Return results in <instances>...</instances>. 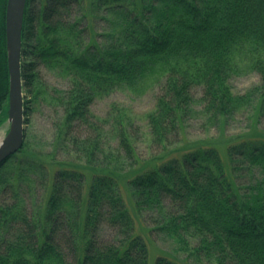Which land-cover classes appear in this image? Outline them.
Segmentation results:
<instances>
[{
    "label": "trees",
    "instance_id": "trees-1",
    "mask_svg": "<svg viewBox=\"0 0 264 264\" xmlns=\"http://www.w3.org/2000/svg\"><path fill=\"white\" fill-rule=\"evenodd\" d=\"M7 3L0 0V125L9 110ZM100 14L114 30L94 41L90 19ZM40 66L69 78V89L48 87ZM249 72L261 84L235 93L231 78ZM23 79L26 115L42 101L65 111L58 141L70 158L38 207L17 198L0 204V264H149L145 211L156 213L150 233L183 255L154 264H264V129L224 150L205 141L144 160L141 128L126 108L115 104L105 117L91 110L97 97L158 84L146 120L163 152L183 143L196 115L223 128L246 110L264 115V0H28ZM24 151L0 166V190L9 182L2 171L14 168L22 180L36 167L44 172L45 160L18 157ZM240 165L258 177L240 186Z\"/></svg>",
    "mask_w": 264,
    "mask_h": 264
},
{
    "label": "rangeland",
    "instance_id": "rangeland-1",
    "mask_svg": "<svg viewBox=\"0 0 264 264\" xmlns=\"http://www.w3.org/2000/svg\"><path fill=\"white\" fill-rule=\"evenodd\" d=\"M39 4V0H37ZM102 17L104 14L98 15L96 18L90 19L93 24L92 37L94 41L101 39L100 35L112 32L110 23ZM91 38H87L89 41ZM40 75L45 84L52 88L67 90L70 87V80L67 77L58 75L55 71L39 67ZM262 82L261 76L256 72H249L239 76H233L230 83L233 90L237 94H244ZM160 92L158 84L152 85L146 90L134 91L130 89H120L112 92L110 95L97 97L91 107L92 112L98 117H105L113 105L126 108L134 117V121L141 128L142 136L137 141L138 154L144 160L156 159L161 160L169 155L178 154L179 152L189 149L192 144H201L205 141L221 142V150L225 149L226 141L239 138L255 128L264 129V115H257L253 110H246L231 117L223 127H215L207 118L202 115L193 117L183 133L185 139L181 145H173L168 151L163 152L161 148L153 145L150 141V130L146 120V114L154 110L156 106V98ZM197 97H200L201 91H195ZM25 96L27 94L25 93ZM31 110L26 115V138L25 151L18 157H34L45 160V170L39 174V168L36 167L34 173L30 174L28 180L18 178L16 169L10 168L2 171V176L7 177L9 182L0 190V204L3 202H12L15 198L23 201L26 208L32 210L38 207L39 203L47 197V189L51 183V177L56 170L60 168V163L70 158L68 150L61 147L58 141L59 128L64 122L65 111L47 101L30 104ZM1 115V114H0ZM8 120V119H7ZM10 129L8 121L0 125V141L3 140ZM224 134V135H223ZM225 137H228L226 139ZM224 153V152H223ZM59 162V163H58ZM89 174L91 172H88ZM256 172H249L245 166L240 165L236 171V180L240 186L250 184L257 178ZM124 193L129 204L131 197L128 188L123 184ZM133 208V206H132ZM156 217V213L145 211L140 226L144 227L143 235L147 238L150 246L149 264H154L156 257L159 255L182 257V253L177 252L175 243L160 232L153 235L150 229L155 227L152 219ZM101 234L105 239H111L112 231L107 226H102ZM181 255V256H180Z\"/></svg>",
    "mask_w": 264,
    "mask_h": 264
},
{
    "label": "water",
    "instance_id": "water-1",
    "mask_svg": "<svg viewBox=\"0 0 264 264\" xmlns=\"http://www.w3.org/2000/svg\"><path fill=\"white\" fill-rule=\"evenodd\" d=\"M28 0H8L6 33L10 74L8 122L10 129L0 141V166L19 152L26 138L23 79V29Z\"/></svg>",
    "mask_w": 264,
    "mask_h": 264
}]
</instances>
